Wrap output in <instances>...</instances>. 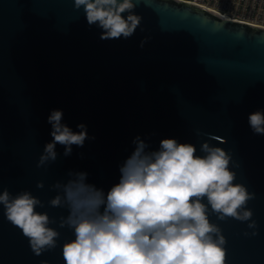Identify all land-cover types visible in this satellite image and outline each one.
<instances>
[{
	"label": "water",
	"instance_id": "obj_1",
	"mask_svg": "<svg viewBox=\"0 0 264 264\" xmlns=\"http://www.w3.org/2000/svg\"><path fill=\"white\" fill-rule=\"evenodd\" d=\"M141 27L128 40H100L72 0H0V185L15 195L27 190L50 208L49 186L67 173L85 171L89 183L108 190L139 135L151 150L159 141L191 143L200 155L206 136L231 150L239 164L236 182L256 199L248 203L258 235L246 224L219 222L227 240L225 264H264V136L254 135L250 113L264 110V28L224 19L183 0H144L136 8ZM144 37H150L143 48ZM63 111V123L87 125L82 148L73 146L47 170L36 164L51 141L47 117ZM155 133L154 135H151ZM81 154L83 156L81 157ZM38 181L44 189L36 188ZM57 228L56 224L50 225ZM58 245L73 239L58 229ZM64 264L60 247L34 256L20 230L0 211V264Z\"/></svg>",
	"mask_w": 264,
	"mask_h": 264
},
{
	"label": "clouds",
	"instance_id": "obj_2",
	"mask_svg": "<svg viewBox=\"0 0 264 264\" xmlns=\"http://www.w3.org/2000/svg\"><path fill=\"white\" fill-rule=\"evenodd\" d=\"M143 2L72 0V6L82 11L89 28L100 29V40H128L137 29L143 31V17L135 11ZM149 39L144 37L139 47ZM63 115L51 110L47 117L51 141L43 147L38 169L56 162L57 145L69 157L73 146L95 140L87 125L77 124L74 131L63 123ZM247 122L254 135L264 136V110L250 113ZM195 134L207 137L200 143V155L195 145L174 138L161 139L151 150L146 142L150 137L135 136L133 151L118 165V182L107 191L87 182V172L70 170L66 181L49 186L56 195L47 201L48 207L67 215L51 218L36 210L45 204L30 191L12 195L2 185L0 211L20 230L34 256L59 246L64 264H225L227 240L210 217L244 223L251 231L242 234L255 237L259 226L247 205L256 194L236 182L239 164L232 151L210 143L226 141L199 130ZM44 187L43 181L36 183L37 189ZM52 224L67 228L73 239L58 245L61 233Z\"/></svg>",
	"mask_w": 264,
	"mask_h": 264
},
{
	"label": "built area",
	"instance_id": "obj_3",
	"mask_svg": "<svg viewBox=\"0 0 264 264\" xmlns=\"http://www.w3.org/2000/svg\"><path fill=\"white\" fill-rule=\"evenodd\" d=\"M224 19L264 28V0H183Z\"/></svg>",
	"mask_w": 264,
	"mask_h": 264
}]
</instances>
